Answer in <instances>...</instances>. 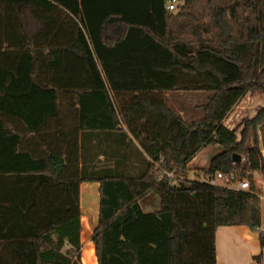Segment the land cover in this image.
<instances>
[{
	"label": "trees",
	"instance_id": "1",
	"mask_svg": "<svg viewBox=\"0 0 264 264\" xmlns=\"http://www.w3.org/2000/svg\"><path fill=\"white\" fill-rule=\"evenodd\" d=\"M168 1L0 0V264H83L84 182L100 183L98 264H217L220 226L260 230L253 175L248 190L181 177L211 144L222 150L207 173L264 172V106L240 140L224 123L264 92V0H182L176 14ZM171 91L209 92L202 116L185 118ZM18 124L30 142L49 133L65 148L24 147ZM80 132L82 149L91 132L129 139L126 156L145 165H99ZM152 192L160 209L145 212Z\"/></svg>",
	"mask_w": 264,
	"mask_h": 264
},
{
	"label": "crops",
	"instance_id": "2",
	"mask_svg": "<svg viewBox=\"0 0 264 264\" xmlns=\"http://www.w3.org/2000/svg\"><path fill=\"white\" fill-rule=\"evenodd\" d=\"M181 4H183L182 0H178V8L173 13H177L180 9ZM194 8H203V5H194ZM179 92V91H172ZM183 93V91H182ZM170 92L168 93L169 96ZM171 103V102H170ZM264 106V92H248L240 101L236 104V106L232 109V111L228 114L224 123L230 129H237L238 139H241V132L243 130L242 121L245 118H253L258 110ZM186 108V107H185ZM185 108L177 109L180 113L186 117ZM18 123V120H14ZM22 129L23 126L18 124ZM24 133V129H22ZM252 133L254 136L253 142H255V131L254 129H250L249 134ZM259 133V142L262 152L264 154V123L258 127ZM49 133H45L44 140L39 144L37 141H31L30 139L34 137L33 133H24L25 141L24 147L26 148H39L40 150L46 149L47 145L53 148L60 147V149L65 148L64 144H60L58 141L53 140L54 134H52V140L49 139ZM135 141L136 145L140 147L139 142L131 136ZM79 141V151L81 154L87 156L88 159H96L99 165H115L117 158L121 160L122 165H145L143 157L135 156L132 159L128 158L126 154L129 151V139L123 141L120 139L118 135H114L109 132L88 133L85 142L83 143L82 149V137L81 132L78 137ZM43 144V145H42ZM255 146V145H254ZM249 147H253L250 146ZM205 149V148H204ZM204 149L200 150L195 157L189 162L188 166L190 167V172L188 175H192L196 171L207 172V169L210 166V162L212 157L207 160L202 157V152ZM222 150V149H221ZM221 152V151H220ZM115 153V154H114ZM219 153V152H218ZM113 155H119L116 158ZM109 157V158H108ZM81 165V164H80ZM253 177L256 182V186L260 192L261 199V220L262 226L264 228V172L263 171H254ZM100 188L99 182H84L81 184V193H80V201H81V223H82V232L81 238L83 242V254H82V262L83 264H98V258L96 255L95 244L92 240V235L94 232V228L98 225L99 215L94 219H91V215L94 210L89 209L91 212L90 216L88 212L85 210V203L88 199L89 189L91 187ZM146 200V204H143V201ZM100 205V204H99ZM142 209L145 212H154L160 209L161 206V197L157 193H150L146 197L141 200ZM93 217V215H92ZM262 231H256L251 229L245 225H235V226H220L216 231V255H217V264H264V247L261 245L260 241V233ZM258 257H260L258 259Z\"/></svg>",
	"mask_w": 264,
	"mask_h": 264
},
{
	"label": "rangeland",
	"instance_id": "3",
	"mask_svg": "<svg viewBox=\"0 0 264 264\" xmlns=\"http://www.w3.org/2000/svg\"><path fill=\"white\" fill-rule=\"evenodd\" d=\"M176 11V10H175ZM209 92L207 91H201V92H170L169 94V102L170 104L176 109L185 108V115L187 119H197L202 116L203 109L199 107L200 105L204 104L208 99ZM240 126V125H239ZM237 130H239V127ZM241 135V134H240ZM254 136L252 133L249 134V139L247 145L254 146L255 142H253ZM221 146L218 144H211L208 145L204 151L202 152V157L209 160L212 156H215L218 152L221 151ZM244 161V159H243ZM89 194L87 202L85 203V210L88 212L89 216L92 214L89 212L88 208L93 209V217L91 215V219H94V216L96 218L99 215V204H100V192H99V186L98 188L91 187L89 189ZM143 204H146V200L143 201ZM91 213V214H90Z\"/></svg>",
	"mask_w": 264,
	"mask_h": 264
},
{
	"label": "built area",
	"instance_id": "4",
	"mask_svg": "<svg viewBox=\"0 0 264 264\" xmlns=\"http://www.w3.org/2000/svg\"><path fill=\"white\" fill-rule=\"evenodd\" d=\"M178 8V0H169L167 3V9L175 11ZM244 159V158H243ZM165 175L168 177H176L174 171H165ZM253 175V171L246 169L244 174L238 170L222 171L218 170L213 173L196 171L192 175L187 177L182 176V179H191L207 182L213 186L226 187L237 190H248L251 186L250 177ZM264 231L263 227L259 228Z\"/></svg>",
	"mask_w": 264,
	"mask_h": 264
},
{
	"label": "water",
	"instance_id": "5",
	"mask_svg": "<svg viewBox=\"0 0 264 264\" xmlns=\"http://www.w3.org/2000/svg\"><path fill=\"white\" fill-rule=\"evenodd\" d=\"M234 162L240 163L243 160V156L240 153H233Z\"/></svg>",
	"mask_w": 264,
	"mask_h": 264
}]
</instances>
